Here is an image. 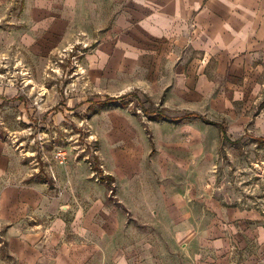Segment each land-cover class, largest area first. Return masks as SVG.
<instances>
[{
	"label": "rangeland",
	"instance_id": "374dc122",
	"mask_svg": "<svg viewBox=\"0 0 264 264\" xmlns=\"http://www.w3.org/2000/svg\"><path fill=\"white\" fill-rule=\"evenodd\" d=\"M8 26L2 19L0 139L20 154L29 179L82 201L83 232L73 234L84 264H203V242L187 248L186 233L201 232L204 197L211 230L228 208L253 210L259 226L264 222V71L210 74L182 98L132 88L113 92L92 82L90 41H71L35 58ZM123 93L131 95L107 103ZM67 105L74 109L66 112ZM182 110L222 124L225 136L198 118H161ZM92 204L98 206L96 231ZM239 234L247 233L237 228L228 236V264L257 257L250 235Z\"/></svg>",
	"mask_w": 264,
	"mask_h": 264
},
{
	"label": "crops",
	"instance_id": "0c3cea01",
	"mask_svg": "<svg viewBox=\"0 0 264 264\" xmlns=\"http://www.w3.org/2000/svg\"><path fill=\"white\" fill-rule=\"evenodd\" d=\"M2 19L11 35L23 36L22 49L35 58L71 41H90L92 82L113 92L132 88L182 98L185 92L194 93L196 80L206 82L210 74L264 71V0H0V23ZM13 43L19 46L16 39ZM72 109L67 105L66 112ZM194 114L182 110L180 116L161 118L175 123ZM202 201V230L186 233L187 248L202 241L203 264H228V236L241 228L247 234L237 237L250 235L258 248L257 257L248 263L264 264V222L259 226L256 212L221 210L211 230L210 211L205 209L209 197ZM81 204L62 189L51 190L29 179L20 154L0 139V264H84L73 234L83 232ZM90 207L96 231L98 206ZM174 233L178 238L179 230ZM94 240L98 242L97 235Z\"/></svg>",
	"mask_w": 264,
	"mask_h": 264
},
{
	"label": "trees",
	"instance_id": "16d2710c",
	"mask_svg": "<svg viewBox=\"0 0 264 264\" xmlns=\"http://www.w3.org/2000/svg\"><path fill=\"white\" fill-rule=\"evenodd\" d=\"M112 101H115L114 99H109L108 101H107V103L109 102H112ZM192 115V114H191ZM194 117L195 118H198V119H201V121H203V122H205L206 124H212V125H218V128H219V130H220V132L223 134V137L225 136V130H224V128L221 126V125H219L218 123H215V122H211V121H209V120H206V119H204V118H201L200 116H198L197 114H194ZM166 118V120L167 121H173L174 119L173 118H169V117H165Z\"/></svg>",
	"mask_w": 264,
	"mask_h": 264
},
{
	"label": "built area",
	"instance_id": "2783aa9c",
	"mask_svg": "<svg viewBox=\"0 0 264 264\" xmlns=\"http://www.w3.org/2000/svg\"><path fill=\"white\" fill-rule=\"evenodd\" d=\"M75 58H77V57L75 56ZM75 67L77 68L78 71H80V72H79L80 74H84V70L82 69L81 66L78 65L77 62H75Z\"/></svg>",
	"mask_w": 264,
	"mask_h": 264
}]
</instances>
